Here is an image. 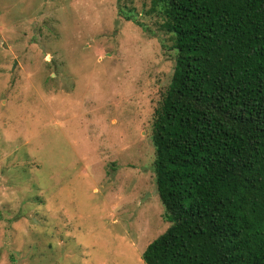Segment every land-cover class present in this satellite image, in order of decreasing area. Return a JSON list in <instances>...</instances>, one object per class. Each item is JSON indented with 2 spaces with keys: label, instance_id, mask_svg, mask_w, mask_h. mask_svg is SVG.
Wrapping results in <instances>:
<instances>
[{
  "label": "rangeland",
  "instance_id": "rangeland-1",
  "mask_svg": "<svg viewBox=\"0 0 264 264\" xmlns=\"http://www.w3.org/2000/svg\"><path fill=\"white\" fill-rule=\"evenodd\" d=\"M163 22L150 0H0V264H146L169 227Z\"/></svg>",
  "mask_w": 264,
  "mask_h": 264
},
{
  "label": "trees",
  "instance_id": "trees-1",
  "mask_svg": "<svg viewBox=\"0 0 264 264\" xmlns=\"http://www.w3.org/2000/svg\"><path fill=\"white\" fill-rule=\"evenodd\" d=\"M176 63L154 111L169 227L146 264H264V0H150Z\"/></svg>",
  "mask_w": 264,
  "mask_h": 264
},
{
  "label": "water",
  "instance_id": "water-1",
  "mask_svg": "<svg viewBox=\"0 0 264 264\" xmlns=\"http://www.w3.org/2000/svg\"><path fill=\"white\" fill-rule=\"evenodd\" d=\"M15 65H16V62H15ZM15 65H14V67H15Z\"/></svg>",
  "mask_w": 264,
  "mask_h": 264
}]
</instances>
